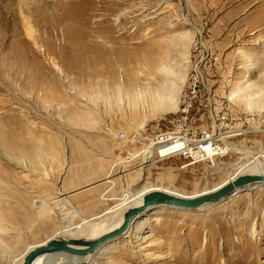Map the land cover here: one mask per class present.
Listing matches in <instances>:
<instances>
[{
    "label": "rangeland",
    "instance_id": "obj_1",
    "mask_svg": "<svg viewBox=\"0 0 264 264\" xmlns=\"http://www.w3.org/2000/svg\"><path fill=\"white\" fill-rule=\"evenodd\" d=\"M160 64L175 108L152 102ZM188 101L193 129L217 106L235 114L246 132L228 142L264 161V0H0V142L16 145L0 143V264L61 234L63 218L111 221L145 186L195 195L242 172L231 150L220 168L181 155L115 163L128 159L119 132L172 130ZM103 248L80 264H264V185L198 211L159 208Z\"/></svg>",
    "mask_w": 264,
    "mask_h": 264
},
{
    "label": "water",
    "instance_id": "obj_2",
    "mask_svg": "<svg viewBox=\"0 0 264 264\" xmlns=\"http://www.w3.org/2000/svg\"><path fill=\"white\" fill-rule=\"evenodd\" d=\"M255 185H264V174L235 173L219 187L194 196H182L164 190H149L143 193L142 201L125 208L121 222L97 237L54 236L26 252L22 264H34L38 258L45 261L58 255L86 259L96 254L105 245L126 237L132 225L159 208L195 211L202 206L217 204L238 191Z\"/></svg>",
    "mask_w": 264,
    "mask_h": 264
},
{
    "label": "built area",
    "instance_id": "obj_3",
    "mask_svg": "<svg viewBox=\"0 0 264 264\" xmlns=\"http://www.w3.org/2000/svg\"><path fill=\"white\" fill-rule=\"evenodd\" d=\"M191 107L192 101H188L180 107L175 128L172 130L155 133L151 136L146 135V132L133 135L119 132L116 138L118 149L127 155L126 158L132 157L135 149L138 150V154L140 151L141 154L148 151L151 161L149 164L175 155H181L186 160L184 167H187L208 160L209 148L213 151L216 150L218 153H215V155L217 156L224 154V149L219 150L224 145L223 138L235 137L246 132L243 129L244 124L240 123V119L236 118L235 114L229 115L222 111L223 107L219 106L215 108L217 112H214L211 116L212 123L209 127L206 129H193L188 122ZM216 138L219 140H216ZM225 154L227 153L225 152ZM130 163H133V165L131 164L129 167H138L141 161L139 159L130 160Z\"/></svg>",
    "mask_w": 264,
    "mask_h": 264
},
{
    "label": "bare ground",
    "instance_id": "obj_4",
    "mask_svg": "<svg viewBox=\"0 0 264 264\" xmlns=\"http://www.w3.org/2000/svg\"><path fill=\"white\" fill-rule=\"evenodd\" d=\"M160 53V52H159ZM160 55H162V54H160ZM154 56V55H153ZM161 60H163V61H165L162 57H159ZM155 59V58H154ZM153 60V59H152ZM151 60V61H152ZM147 61V60H146ZM150 61V62H151ZM159 61V60H158ZM149 62V61H148ZM156 62V61H155ZM159 64V63H158ZM157 64V65H158ZM155 65H156V63H155ZM154 65V66H155ZM155 68H157V67H155ZM154 68V69H155ZM158 71H159V73H156V80H155V85H152V84H150L151 86H152V89H153V93H154V98L152 99V102H153V104H154V106L156 107H158V108H161V107H167V108H171V107H173V108H175V104L173 103L174 101H176V99H175V95H170V94H168V88H170L169 86L170 85H173L174 83H169L170 81H169V79H167L166 80V78H168L169 77V75L170 74H172V70H170V69H165V67L164 66H161V64H160V67H159V69H158ZM168 76V77H167ZM172 78V77H171ZM169 81V82H168ZM133 89V88H132ZM131 89V90H132ZM130 90V89H129ZM134 90V89H133ZM151 90V89H150ZM242 90H244V89H242V87H239V88H237L236 90H234L232 93H231V97L233 98V97H236V96H238V95H240L241 94V92H242ZM126 91H128V89L126 90ZM143 90L140 88V89H136V91H135V94L134 93H131V94H129V96H132L133 98H132V101H133V103L134 104H136V102H139L141 99H143ZM127 94V93H126ZM128 96V97H129ZM130 98V97H129ZM216 140H219L218 138H216ZM1 142H3L4 143V145L6 146L7 145V147H9V148H12V147H15L16 145H14L13 143H10L9 141H1ZM0 142V143H1ZM223 143H224V145L221 147L220 146V144H218V146H220L221 148L219 149V150H222V149H224L223 150V153L224 154H222L221 156H224L225 155V152L226 153H228L230 150L231 151H233L234 153H236V154H238L239 155V158H240V160H241V165H242V172H240V173H252V174H264V161L259 157V156H257V155H255L254 153H252V152H250V151H247V150H243V149H241L240 147H237V146H235V145H232L231 143H229L228 142V139H224L223 138ZM18 145V144H17ZM24 146H26V145H24ZM19 147V146H18ZM20 147H22V146H20ZM27 148V147H26ZM15 149H17V148H15ZM21 149V148H20ZM23 149V148H22ZM28 149V148H27ZM31 148H29V150H25V151H22V152H29L30 154H31V150H30ZM21 151V150H19V149H17V153H19V152ZM215 153H218V152H216V150H211V148H209L208 149V159L209 160H211L212 162H213V165L214 166H216V167H219V166H217L218 164L217 163H215V159H214V157H216L217 155H215ZM20 154V153H19ZM33 154V153H32ZM31 154V161L33 162L34 161V156ZM148 154H150V153H147V154H141V155H138V154H132V157H130V159L128 158V159H117L116 160V162L115 163H117V164H119V165H121V166H125V163H129V161L128 160H137V159H139L141 162H143V163H145V164H142L143 166L144 165H152L153 164V162L152 163H150L149 164V162H151L150 161V159H149V155ZM143 166H141V170H142V167ZM220 168V167H219ZM124 171V170H123ZM143 171V170H142ZM127 173H122L121 175L122 176H125ZM141 174H142V172H141ZM110 178V177H109ZM112 178H114L113 176H111V178L110 179H108L107 181H105V182H109L110 181V184L112 183ZM230 178V177H229ZM228 180V179H227ZM226 180V181H227ZM226 181H224V182H226ZM114 182V181H113ZM224 182H222L220 185H222ZM113 185H115V184H113ZM220 185H216L215 187H214V189L215 188H217V187H219ZM111 186H112V184H111ZM149 186H145L142 190H140L139 192H137V193H135L134 192V194H133V198H134V203H133V201H132V203L131 204H126V202L130 199V194H125L124 196V198H123V200H122V203H120V205L118 206V209H117V207H116V209H115V216H113L114 217V219H112L111 221H110V219H106L105 218V220L101 223V224H99V225H97V224H92V221H84V223L83 224H80V225H74V223L72 222V221H70L69 219H65V218H63V221L65 222L64 224H65V226H64V229L62 230V231H64V232H62L61 231V234H64V236H70V237H82V238H84V239H90V238H94V237H97V236H99L100 234H102V233H104V232H106V231H108V230H110L111 228H114V227H116L120 222H121V220H122V214H123V211L125 210V208H127V206H129L130 207V205L131 206H133V205H137V204H139L141 201H142V195H143V193L144 192H146V191H148L149 190ZM124 189V188H123ZM153 190V189H152ZM154 190H163V189H154ZM213 190V189H212ZM129 191H131L129 188H126L124 191H123V193L125 192H129ZM164 191H167V192H170V193H174V194H177V195H181V194H179V193H176V192H172V191H168L167 189L166 190H164ZM209 191V190H208ZM132 192V191H131ZM203 192H207V191H203ZM241 191H238V192H236V193H234L233 195H235V194H238V193H240ZM133 193V192H132ZM131 193V194H132ZM200 193H202V192H200ZM200 193H198V194H200ZM198 194H195V195H198ZM123 195V194H122ZM182 196H185V195H182ZM187 196H194V195H187ZM232 196V195H231ZM106 197V193H103V195H102V198H105ZM115 199H116V197H115ZM50 201V200H49ZM36 202H38L37 204L39 205V207H41V208H44L46 205H48L49 203H47L45 200H38V201H36ZM35 202V203H36ZM222 202V201H221ZM117 203V202H116ZM220 203V202H219ZM218 204V203H217ZM209 205H212V204H209ZM209 205H206V206H209ZM122 206V207H121ZM206 206H202V207H200L198 210H201V209H203V208H205ZM114 207V208H115ZM114 208L112 209V207H111V209L110 210H112L113 212H114ZM119 208H121V211H119L118 212V210H119ZM198 210H195V211H198ZM112 212V213H113ZM106 214V213H105ZM111 214V213H110ZM102 219V218H101ZM102 221V220H101ZM99 222V221H98ZM110 223V224H109ZM139 224V220L134 224V225H136V224ZM108 224V225H107ZM134 225H132V227L130 228V230H129V232L127 233V235L126 236H128V234L134 229ZM99 226V227H98ZM95 233H99V234H97V235H95L94 236V234ZM61 234H55V235H53V236H51V237H54V236H62ZM51 237H49V238H51ZM48 238V239H49ZM48 239H46V240H48ZM45 240V241H46ZM45 241H43V242H45ZM43 242H41V243H43ZM40 244V243H39ZM38 245V244H37ZM109 245V244H108ZM36 246V245H35ZM107 245H105L104 247H106ZM34 247V246H33ZM33 247H31V248H33ZM30 248V249H31ZM30 249H28L27 251H29ZM102 250H106V248H103ZM26 251V252H27ZM26 254V253H25ZM23 256H25V255H23ZM23 256L20 258V260H18V263L17 264H22V259L24 260V258H23ZM72 258H76V257H72ZM87 258V257H86ZM55 259V261H54V263H50V264H59V263H64V262H68V261H70V257L69 256H65V255H58L57 257H55L54 258ZM83 259H77L76 258V260L74 261V263L73 262H71V264H80L81 263V261H82ZM17 261V260H16ZM16 261H15V263H16ZM34 264H43V258H38L35 262H34Z\"/></svg>",
    "mask_w": 264,
    "mask_h": 264
},
{
    "label": "crops",
    "instance_id": "obj_5",
    "mask_svg": "<svg viewBox=\"0 0 264 264\" xmlns=\"http://www.w3.org/2000/svg\"><path fill=\"white\" fill-rule=\"evenodd\" d=\"M122 207V206H121ZM120 209V208H119ZM119 211V210H118Z\"/></svg>",
    "mask_w": 264,
    "mask_h": 264
}]
</instances>
